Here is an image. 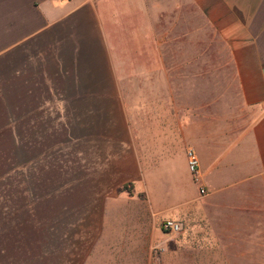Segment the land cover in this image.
Masks as SVG:
<instances>
[{
    "label": "crops",
    "instance_id": "crops-1",
    "mask_svg": "<svg viewBox=\"0 0 264 264\" xmlns=\"http://www.w3.org/2000/svg\"><path fill=\"white\" fill-rule=\"evenodd\" d=\"M12 96L60 114L99 200L181 223L179 264H264V0H0Z\"/></svg>",
    "mask_w": 264,
    "mask_h": 264
},
{
    "label": "rangeland",
    "instance_id": "rangeland-1",
    "mask_svg": "<svg viewBox=\"0 0 264 264\" xmlns=\"http://www.w3.org/2000/svg\"><path fill=\"white\" fill-rule=\"evenodd\" d=\"M7 99L4 104L0 97V158L12 155L19 168L11 186L24 207L22 224L2 220L5 231L11 223L21 233L24 248L13 264H179V233L160 237L144 204H114L105 193L99 200L101 177L92 180L84 171L83 155L74 154L76 144L53 118L59 113L34 111L36 97ZM13 204L12 213L16 199ZM108 218L117 220L110 224ZM136 226L142 231L135 234Z\"/></svg>",
    "mask_w": 264,
    "mask_h": 264
},
{
    "label": "trees",
    "instance_id": "trees-1",
    "mask_svg": "<svg viewBox=\"0 0 264 264\" xmlns=\"http://www.w3.org/2000/svg\"><path fill=\"white\" fill-rule=\"evenodd\" d=\"M18 170L16 163L13 161L12 155H4L3 158H0V264H13L14 253L20 251L24 248V245H21L22 237L19 229L17 231L14 227L10 231H5L7 227L3 226L2 220L4 216L8 221H22V214L24 213V207L21 200L22 197L20 193H17V189L11 186L12 180L18 175ZM16 199V209L14 213L11 212L12 206ZM6 208L7 210L1 214V210ZM24 216V215H23ZM22 224V222H19ZM18 225V224H17ZM14 228V232L12 230ZM8 233V235L6 234ZM11 241V244H9ZM26 248H29L28 245ZM12 250V251H11ZM9 259H12L10 263Z\"/></svg>",
    "mask_w": 264,
    "mask_h": 264
},
{
    "label": "built area",
    "instance_id": "built-area-1",
    "mask_svg": "<svg viewBox=\"0 0 264 264\" xmlns=\"http://www.w3.org/2000/svg\"><path fill=\"white\" fill-rule=\"evenodd\" d=\"M189 156V168L192 171V173L197 174L198 173V166H199V159L196 155V153L193 150H190L188 152ZM204 192V190H202ZM163 227L165 230H167L171 234L179 233L182 229L181 223L174 220H167L164 222Z\"/></svg>",
    "mask_w": 264,
    "mask_h": 264
}]
</instances>
